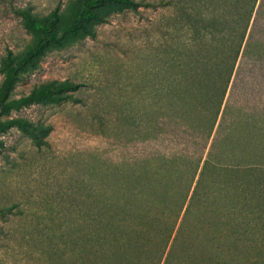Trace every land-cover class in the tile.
Segmentation results:
<instances>
[{"label":"trees","instance_id":"1","mask_svg":"<svg viewBox=\"0 0 264 264\" xmlns=\"http://www.w3.org/2000/svg\"><path fill=\"white\" fill-rule=\"evenodd\" d=\"M81 1L72 28L100 19L103 4L132 9L145 4ZM11 7L28 27L57 39L58 7L45 20L30 8ZM1 63L2 113L34 102L75 99L68 90L77 84L57 79L12 97L16 63L11 57ZM262 76L264 0H167V76L159 80L167 87L156 93L167 98V121L158 119L162 106L156 101L157 119L135 124V150L127 146L120 167L90 186L85 236L96 255L107 264H264V251L254 248L264 244V209L247 200L254 168L212 160L219 139L236 138L241 125L255 121L253 113L231 111L234 88L260 85L252 79ZM248 100L235 97L238 106ZM11 127L35 140L42 130L24 117L0 118V132ZM5 209L0 206V212Z\"/></svg>","mask_w":264,"mask_h":264},{"label":"rangeland","instance_id":"2","mask_svg":"<svg viewBox=\"0 0 264 264\" xmlns=\"http://www.w3.org/2000/svg\"><path fill=\"white\" fill-rule=\"evenodd\" d=\"M143 2L136 9L103 4L100 19L72 28L81 0H0V82L3 58L16 63L10 95L49 79L77 84L68 90L75 99L0 111L1 119L24 117L42 128L36 140L16 127L0 132V206L9 207L0 212V264L108 263L86 240L89 188L120 167L127 146L135 150V124L156 118V101L158 119L167 121V98L156 96L167 87L159 81L167 76V0ZM12 4L41 20L58 7L57 39L28 27ZM252 81L260 85L234 88L231 111L255 121L236 138L219 139L212 160L252 166L247 200L264 209V76ZM235 97L249 103L238 106Z\"/></svg>","mask_w":264,"mask_h":264}]
</instances>
